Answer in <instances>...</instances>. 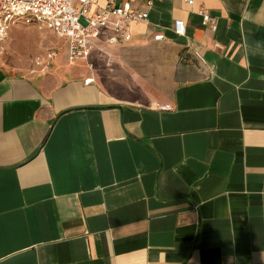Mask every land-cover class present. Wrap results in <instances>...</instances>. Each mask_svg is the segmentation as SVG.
<instances>
[{
	"label": "crops",
	"instance_id": "crops-1",
	"mask_svg": "<svg viewBox=\"0 0 264 264\" xmlns=\"http://www.w3.org/2000/svg\"><path fill=\"white\" fill-rule=\"evenodd\" d=\"M131 31L0 67V264H264V0H163Z\"/></svg>",
	"mask_w": 264,
	"mask_h": 264
},
{
	"label": "built area",
	"instance_id": "built-area-1",
	"mask_svg": "<svg viewBox=\"0 0 264 264\" xmlns=\"http://www.w3.org/2000/svg\"><path fill=\"white\" fill-rule=\"evenodd\" d=\"M163 0H149L146 10L136 9L130 1L118 0H0V54L5 52L11 29L23 22H33L40 30L67 40L68 58L73 62L89 63L99 42L120 46L132 40L133 24L148 21L149 9ZM190 6L196 0H185ZM205 25L217 30V20L208 11L198 12ZM174 33L185 36L186 25L175 21ZM58 58L56 50H49L37 59L43 66ZM160 111L171 112V106Z\"/></svg>",
	"mask_w": 264,
	"mask_h": 264
},
{
	"label": "rangeland",
	"instance_id": "rangeland-1",
	"mask_svg": "<svg viewBox=\"0 0 264 264\" xmlns=\"http://www.w3.org/2000/svg\"><path fill=\"white\" fill-rule=\"evenodd\" d=\"M10 40L6 44L5 52L0 54V67L19 73L30 74L45 72L50 68L57 69L60 64L67 62V40L58 38L53 33L40 30L33 22H23L12 28ZM49 50L58 52L57 63L39 66L37 59L46 55Z\"/></svg>",
	"mask_w": 264,
	"mask_h": 264
},
{
	"label": "clouds",
	"instance_id": "clouds-1",
	"mask_svg": "<svg viewBox=\"0 0 264 264\" xmlns=\"http://www.w3.org/2000/svg\"><path fill=\"white\" fill-rule=\"evenodd\" d=\"M261 259L264 260V253H261Z\"/></svg>",
	"mask_w": 264,
	"mask_h": 264
}]
</instances>
